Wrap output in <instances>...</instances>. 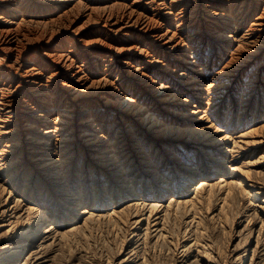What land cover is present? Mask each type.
<instances>
[{
    "label": "bare ground",
    "instance_id": "1",
    "mask_svg": "<svg viewBox=\"0 0 264 264\" xmlns=\"http://www.w3.org/2000/svg\"><path fill=\"white\" fill-rule=\"evenodd\" d=\"M0 264H264V0H0Z\"/></svg>",
    "mask_w": 264,
    "mask_h": 264
},
{
    "label": "rangeland",
    "instance_id": "2",
    "mask_svg": "<svg viewBox=\"0 0 264 264\" xmlns=\"http://www.w3.org/2000/svg\"><path fill=\"white\" fill-rule=\"evenodd\" d=\"M241 260V258H239Z\"/></svg>",
    "mask_w": 264,
    "mask_h": 264
}]
</instances>
